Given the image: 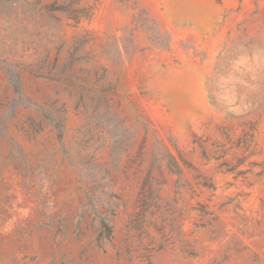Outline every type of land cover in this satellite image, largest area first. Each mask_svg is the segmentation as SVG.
I'll list each match as a JSON object with an SVG mask.
<instances>
[{"label":"rangeland","instance_id":"rangeland-1","mask_svg":"<svg viewBox=\"0 0 264 264\" xmlns=\"http://www.w3.org/2000/svg\"><path fill=\"white\" fill-rule=\"evenodd\" d=\"M0 264H264V0H0Z\"/></svg>","mask_w":264,"mask_h":264},{"label":"trees","instance_id":"trees-1","mask_svg":"<svg viewBox=\"0 0 264 264\" xmlns=\"http://www.w3.org/2000/svg\"><path fill=\"white\" fill-rule=\"evenodd\" d=\"M58 125V127L60 128V130L62 129V125L61 124H57Z\"/></svg>","mask_w":264,"mask_h":264}]
</instances>
